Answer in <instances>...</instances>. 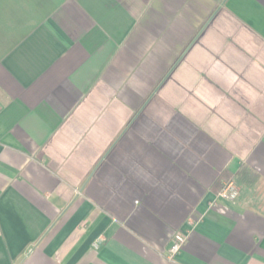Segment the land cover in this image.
<instances>
[{
    "label": "crops",
    "instance_id": "0c3cea01",
    "mask_svg": "<svg viewBox=\"0 0 264 264\" xmlns=\"http://www.w3.org/2000/svg\"><path fill=\"white\" fill-rule=\"evenodd\" d=\"M0 264H264V0H0Z\"/></svg>",
    "mask_w": 264,
    "mask_h": 264
},
{
    "label": "built area",
    "instance_id": "2783aa9c",
    "mask_svg": "<svg viewBox=\"0 0 264 264\" xmlns=\"http://www.w3.org/2000/svg\"><path fill=\"white\" fill-rule=\"evenodd\" d=\"M239 195V189L235 181L230 178L223 182L219 192L218 198L227 202H234ZM186 242V236L176 233L171 240V246L168 250V259L172 260L176 254L182 249Z\"/></svg>",
    "mask_w": 264,
    "mask_h": 264
}]
</instances>
